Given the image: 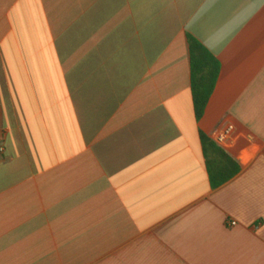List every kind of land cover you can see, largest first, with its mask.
<instances>
[{"label":"crops","instance_id":"crops-1","mask_svg":"<svg viewBox=\"0 0 264 264\" xmlns=\"http://www.w3.org/2000/svg\"><path fill=\"white\" fill-rule=\"evenodd\" d=\"M0 264H264V0H0Z\"/></svg>","mask_w":264,"mask_h":264},{"label":"trees","instance_id":"trees-1","mask_svg":"<svg viewBox=\"0 0 264 264\" xmlns=\"http://www.w3.org/2000/svg\"><path fill=\"white\" fill-rule=\"evenodd\" d=\"M186 37L193 111L195 119L199 121L215 89L220 72V62L193 35L187 34ZM199 135L206 159L209 182L212 188H216L231 179L239 171V165L203 132Z\"/></svg>","mask_w":264,"mask_h":264},{"label":"built area","instance_id":"built-area-1","mask_svg":"<svg viewBox=\"0 0 264 264\" xmlns=\"http://www.w3.org/2000/svg\"><path fill=\"white\" fill-rule=\"evenodd\" d=\"M234 137V128L231 124H226L216 129L212 134L213 141L221 146H229ZM231 225H235V222H230Z\"/></svg>","mask_w":264,"mask_h":264}]
</instances>
